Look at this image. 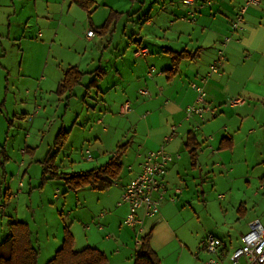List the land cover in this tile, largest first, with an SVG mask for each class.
Listing matches in <instances>:
<instances>
[{
	"label": "crops",
	"instance_id": "obj_1",
	"mask_svg": "<svg viewBox=\"0 0 264 264\" xmlns=\"http://www.w3.org/2000/svg\"><path fill=\"white\" fill-rule=\"evenodd\" d=\"M57 1L33 0L32 2L35 8L39 4L44 7L45 15L59 17L56 22L54 38H58L59 34H63L66 39L71 38V45L68 48H72L75 55H80L79 50L77 51L79 40L74 34L76 19L78 18L82 23L89 19L91 24L98 28L105 23L109 12L114 11V8L105 4L104 0L100 2L93 0L95 6L86 14L84 10L69 0L63 2V9L57 8ZM165 1L171 5L167 8V15H162V19H165L166 22L164 26L157 28L153 26L156 34L152 38V50L149 45H143L134 40L138 46L133 51L135 64L133 62L131 70L133 71L135 68L140 71L136 75V83L138 88H141L135 90L134 96H118V102L110 100V98L107 99L110 92L116 93L118 90V92L124 93L122 91L123 77L118 71L121 69L116 68L118 63H122L123 57L115 56L114 70L111 72L101 65L90 72H84L82 67H86L89 60L83 63L79 61L78 64L68 65L65 68L67 70L70 67H76L83 74L81 80L85 75L89 76V79L87 78L88 90L85 95L90 93V88L98 92V95L95 104L87 105V107L95 112L97 108L103 106L105 114L101 116V112H99L94 122H88L87 135L82 137L84 143L79 147L84 146L82 157L87 162L95 161V164L85 170H73L76 163L70 159L69 155L67 159L69 166L65 167L71 172L60 173L72 175L101 167L107 163L118 146L129 143L128 150L122 158V170L118 179L110 188L98 195L107 205L103 206L105 207L104 211L110 212L102 218L104 215L102 210L97 214L89 210V221L93 223L94 219L99 217L101 222L98 221V223L101 225L85 226L88 233L83 238H78L71 226L68 227L74 238V250L92 247L106 256V264H134L137 250L134 233L131 229L122 226V220L127 214V206H118L122 189L140 170L141 158L138 155L142 156L148 151L157 150L163 144L164 138L174 132L175 136L165 145V150L175 159L170 164L164 179L167 194L163 201H168L167 198L171 196L172 188L179 187L181 192L173 202L168 201L170 203L166 202L167 204L163 205L160 203L159 215L144 223V236L151 232L149 245L160 264H184V259L188 264H203L207 254L203 251L201 244L206 236L213 234L211 232L203 234L202 232L201 240L197 246L198 252L204 256L201 258V255L188 245L187 233L183 231L184 227L181 224L182 216H185L188 222L192 220L193 216H196L199 221L198 212L193 211L190 206L189 210H192L193 213L189 211L185 214V205L181 207L177 202L191 188L194 193L189 198L191 200L192 197H195L197 202H200V213L209 215L210 207L212 204L215 205V213L218 218L217 226H219L217 228L229 240L224 241L218 236H213L222 242L220 260L229 264L228 257L240 246V238L248 231V223L253 219H258L264 228V0H261L259 5L247 8L244 14V25L235 33L230 30V22L245 0H197L195 18L192 21L186 19L191 8L182 5L180 0ZM100 7L104 10L102 11L104 16L97 24L93 16ZM34 12L36 19L38 18L37 9H34ZM162 12L163 9L160 8L155 12L157 19ZM83 14L87 16L84 20ZM46 19L51 21V23L45 24L50 26L49 31H51L52 18ZM145 23L147 26L153 24L150 18H147ZM26 29L27 27L22 31L23 35ZM12 30L10 27L8 37L14 38V34H11ZM41 36L38 33V37ZM94 37L95 35L87 37L86 42L90 43ZM142 48L147 49L148 54L145 57L136 58L135 52ZM219 50L223 52L224 60L219 65L218 73L210 76L207 83L203 85L204 98L202 102L197 103V93L191 84L199 83V78L208 71ZM167 51L175 53L185 51L192 55L178 58L176 68L168 72L172 67L173 59ZM102 59L101 55L99 63ZM140 59L144 60V69L140 64L136 65L139 63L137 60ZM65 69H61L60 75L58 73L54 75V93L63 79ZM149 69H154L152 77H147ZM25 71L21 66L20 76L28 80L30 74H26ZM132 75L131 72L128 80L134 82ZM44 78L40 77L41 80ZM92 82L94 83L91 84ZM105 84L106 87H104ZM25 86L28 87L26 93L30 92L29 89H33L35 94L41 91V85L38 84L25 83ZM75 88L67 96H71ZM142 90H147L149 96L144 97L140 94L139 96L136 91ZM235 98H242L243 102L231 106L229 101ZM4 103V101L0 102V107ZM125 103H129L130 110L123 113L122 108ZM83 104H85L84 100ZM194 104L210 106L215 108V112L205 113L202 118L186 117L185 109ZM40 109L41 106H36L35 114ZM107 116H111V120L123 116V123L121 120L117 125H113L109 121L105 125ZM77 117L78 115L75 116L67 131L63 128L58 130V133L60 130L67 133L65 144L69 139L75 141V138L81 137V132L76 124ZM188 133L195 136V142L198 144L195 152L197 166L194 169L190 166L189 150L186 148ZM92 145L96 148L89 152L87 147ZM53 149L56 152V148ZM33 151V149L27 150L30 154H33ZM86 151L89 152L91 159L86 157ZM27 152L25 151L26 154ZM4 156L7 160L3 167H0L4 173V177H2L0 171V188L3 186V182L5 183L4 179L12 161L10 154L5 149ZM20 163L22 164L20 165ZM24 165L23 160L18 164L20 168ZM54 166L58 171L60 170L55 162ZM21 172L18 179L23 181L25 171ZM40 176L42 178V173ZM56 184L60 186V183ZM22 188L17 190V194L22 192ZM86 190L91 189L82 188L77 191L83 194L89 192ZM8 191L10 194V190ZM8 191L5 190L3 194L5 202L10 200L11 194L9 195ZM189 198L183 200L188 203ZM1 208L3 207L1 206ZM11 223V221L8 222L6 230L0 232V244L9 238ZM24 223L31 229L27 222ZM112 224H114V228H111ZM99 226L102 229H99ZM63 228L64 226L61 233L56 236H50L47 233L42 235V232L45 231L43 228L40 231L30 230L32 246L38 252L37 264H39L41 254H44L47 259L43 261V264H47L54 257L62 245ZM233 241L235 242L233 243ZM179 254L180 256H178ZM240 264H245V260L242 259Z\"/></svg>",
	"mask_w": 264,
	"mask_h": 264
},
{
	"label": "rangeland",
	"instance_id": "obj_2",
	"mask_svg": "<svg viewBox=\"0 0 264 264\" xmlns=\"http://www.w3.org/2000/svg\"><path fill=\"white\" fill-rule=\"evenodd\" d=\"M32 1L0 0V102H5L0 107V153L2 149H5L12 158L7 176L4 179L5 183L3 182V186L0 188V232L6 230L10 221H23L27 222L33 230L40 231L43 228L45 231L42 232V235L47 233L50 236H56L61 233L62 227L66 225L71 226L78 238H83L88 233L85 226L95 227L100 224L98 221L101 222L99 217H96L93 223L89 221L90 211L97 214L102 210L104 213L102 218L110 212L103 209L106 203L98 196L101 195V192L86 190L89 192L81 194L78 191H69L62 180L50 179L40 184V175L44 160L55 151L53 145L58 130L63 128L67 131L76 115H78L76 124L81 132V137L75 138V141L69 139L57 154V160L55 159L54 162L56 166L60 167L58 172L66 173L71 172L65 167L69 166L67 164L69 155L70 159L76 163L73 170H85L94 165L95 161L87 162L82 157L81 153L84 152L82 151L84 146L79 147L84 143L82 137L87 135L88 122H94L98 113L101 112L102 116L105 111L103 106L97 108L95 112L87 107V105L93 106L95 104L98 95V92L92 88H90V93L85 95L88 90V75H85L80 86L74 89L71 96L66 95L68 98L58 97L54 93V75L56 73L60 75L61 69H65L68 65H76L79 61L83 63L88 60V65L82 67L84 72H90L99 65L111 72L114 70L115 56H120L123 57V60L122 63L117 64L118 67L116 68L121 69L118 71L123 77L122 91L124 93L122 94L118 90L116 93L110 92L107 99L110 98V100L113 99L118 102V96H134L135 90L138 88L136 75L140 73L135 68L133 71L131 70L133 62L135 64L133 51L138 46L134 40L143 45H149L150 50H152V38L156 34L155 28L164 26L166 22L165 19H162V15H167V8L171 4L165 0H135L133 2L130 0H102L114 8L113 10L118 14L117 18L114 19L116 21L109 27V32L104 35L95 33L94 39L87 43L86 32L91 29L92 22L86 19L82 23L77 18L74 34L79 40L77 51L79 50L80 55H75L73 49L68 48L71 45V38L66 39L63 34L54 38L56 22H58L59 17L45 15V8L41 7L40 4L35 8ZM64 1L58 0L57 8L63 9ZM100 1L96 0V2ZM159 8L163 9L165 14L162 12L157 19L155 12ZM34 9H37L38 18L36 19ZM102 11L104 10L100 7L93 16L97 24L104 16ZM85 13L88 14L86 11ZM86 14H83V20L85 17L87 18ZM46 18H52L51 31H49L50 26L45 25L51 21ZM147 18H150L153 24L147 26L145 23ZM10 27L13 29L11 34H14L16 39L11 38V36L8 37ZM25 27L27 29L23 35L22 31ZM38 33L42 36L38 37ZM101 55L103 59L99 63ZM137 61L139 63L136 65L140 64L144 69V60ZM21 66L26 70V74H30V79L27 80L20 76ZM131 72L134 76V82L128 80ZM41 76L45 77L44 80L40 79ZM25 83L41 85V91L35 94L33 89H29L30 92L26 93L28 87L25 86ZM139 89L141 88L139 87ZM136 92L139 95V91ZM99 93L102 97L101 92ZM83 100L85 104H83ZM36 106H41L37 114L34 112ZM111 119V116H107L104 124L106 125L111 121L113 125H117L121 120L123 123L124 117L119 116L117 119ZM95 148L96 146L93 145L87 147L88 151ZM29 149L34 150L33 154L27 152ZM21 150L26 151L27 154L22 155ZM22 160L25 165L20 168L18 164ZM0 171L2 173L1 168ZM21 171H25L23 181L18 179ZM19 181L23 182L24 187L22 192L17 194ZM56 183H60V186ZM5 190L11 192L10 195L8 191L10 200L7 202H5L3 195ZM193 193V190L189 188L182 199L180 197L177 200L181 207L185 205V214L189 211L192 213L196 211L198 212L197 216L200 217L197 221L196 216H193L192 220L188 222L187 218L182 216L181 224L184 227L183 231L187 233L188 245L198 252L197 246L201 240L202 232L203 234L211 232L214 236L228 241V237L218 230L215 205L212 204L210 207L209 215L200 213V202H197L195 197H192L191 200L189 198L193 196ZM186 198H189L188 203L183 200ZM166 202L168 201H161V205ZM190 206L193 211L189 210ZM111 228H114V224L111 225ZM199 254L201 258L204 257L201 252ZM44 260L47 259L44 254H41L39 264H43ZM183 262L188 264L185 259Z\"/></svg>",
	"mask_w": 264,
	"mask_h": 264
},
{
	"label": "built area",
	"instance_id": "obj_3",
	"mask_svg": "<svg viewBox=\"0 0 264 264\" xmlns=\"http://www.w3.org/2000/svg\"><path fill=\"white\" fill-rule=\"evenodd\" d=\"M181 4L191 8L187 13L186 19L192 21L194 12L197 7V0H180ZM261 3V0H245L243 5L238 10L237 14L230 22V30L232 33L240 30L244 25V14L248 7L256 6ZM94 33L88 31L87 37H92ZM148 54L147 49H138L135 52V57H145ZM224 60L223 52L219 50L216 59L209 67L208 71L199 78V83H192L191 87L197 93V103L202 102L204 98L203 85H205L215 73L219 71V65ZM154 69H149L147 77H152ZM141 96L148 97L147 90L139 92ZM243 102L242 98H235L229 101L231 106H236ZM130 110L129 103H125L122 112L126 113ZM186 117L190 118L197 116L202 118L205 113H214L215 108L210 106H197L196 104L188 106L185 109ZM174 132L164 138L163 144L155 151H148L141 158L139 163V172L133 177L126 186L122 189L121 198L118 206L126 205L127 214L122 220V226L131 229L134 233L135 245L138 248L144 237V223L148 219L156 218L159 215V207L161 201L166 199L167 186L164 182L170 164L174 161V156L165 150V145L170 141ZM23 155L25 152L21 150ZM86 157L91 159L88 151ZM22 163H20L21 165ZM22 181L18 182V187L21 189ZM181 189L179 187L172 188V194L167 198L173 202L175 197L179 195ZM102 229L101 226L98 227ZM202 249L207 254V259L204 264H225L219 258L222 248L220 239L213 235H208L202 241ZM245 260V264H264V228L258 219H253L248 223V231L240 238V246L235 249L228 257L229 264H240L241 260Z\"/></svg>",
	"mask_w": 264,
	"mask_h": 264
},
{
	"label": "trees",
	"instance_id": "obj_4",
	"mask_svg": "<svg viewBox=\"0 0 264 264\" xmlns=\"http://www.w3.org/2000/svg\"><path fill=\"white\" fill-rule=\"evenodd\" d=\"M80 9L89 12L94 8L95 3L93 0H69ZM131 2L135 0H130ZM117 15L114 11L109 12L105 23L98 28L91 25L90 31L94 34H106L109 32V27L114 23ZM173 59L172 67L168 72L173 71L176 66V60L179 58H186L191 56L189 52L181 51L175 53L167 51ZM83 74L78 71L76 67L68 68L61 83L57 86L55 94L58 97L69 95L73 88L80 84ZM92 82L91 84H93ZM67 139V133L60 130L57 134L54 147L57 148L56 152L48 157L43 162V172L41 183L43 184L48 179L62 180L69 191H77L82 188H89L93 191L102 192L110 188L113 183L118 179L122 170V158L128 150L129 143L118 146L114 154L109 158L107 163L101 167L91 169L86 172L77 174H66L58 172L54 166L55 158L59 150L64 146ZM186 148L189 150L190 166L192 169L196 168V149L198 144L195 142V136L191 133L187 135ZM2 162L0 167L6 162L4 156V149L1 150ZM1 167V168H2ZM2 177L4 173L2 172ZM40 183V184H41ZM9 238L0 245V264H37L38 252L32 246L31 232L28 225L24 222L14 221L9 225ZM151 232L142 238L141 245L137 248L134 256V264H160L158 258L155 256L150 248L149 241ZM106 256L92 247H85L81 250H74V238L71 234L69 227L63 228V240L61 247L56 251L54 257L50 259L47 264H106Z\"/></svg>",
	"mask_w": 264,
	"mask_h": 264
}]
</instances>
